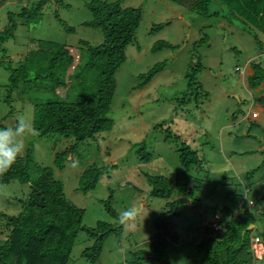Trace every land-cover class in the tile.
Here are the masks:
<instances>
[{
	"label": "rangeland",
	"instance_id": "1",
	"mask_svg": "<svg viewBox=\"0 0 264 264\" xmlns=\"http://www.w3.org/2000/svg\"><path fill=\"white\" fill-rule=\"evenodd\" d=\"M92 1L62 0L57 4L52 0L32 20H23L18 14L24 7L34 8L39 0H6L2 4L0 31L10 23V12L15 14L17 28L14 36L4 43L6 51H0V128L14 125L17 117H23L33 129V100L74 101L82 89L96 93L99 70L84 68L90 51L88 46L81 44L85 41L97 46L104 40L101 28L87 24L93 19L89 6ZM104 1L141 7L143 11L136 39L127 47V59L116 73L117 91L109 111L114 119L113 128L78 144L70 152L64 169L55 167V155L73 145L76 142L73 137L57 133L39 136L34 129L33 134L21 137L23 153L34 143L36 161L53 167L55 177L64 182L67 197L85 209V225L96 227L104 220L121 230L107 238L95 263L81 255L82 250L93 243L88 234L81 231L68 264L191 263L204 257L205 248L213 246L209 241L204 249L197 245L208 236V229L215 231L209 223L212 215L219 212L226 223L242 203L254 216L251 236H258L264 246V170H259L254 178L245 176L248 171L253 173L258 156L253 158V143L242 139L256 136L258 124L245 121L247 134H242L238 126V122H242L243 109L246 112L249 109V103L244 106L243 101L251 99L244 82V69L248 60L264 65V33L256 31L257 39L242 19L228 15L230 9L219 0H212L211 15L198 14L172 0ZM216 11L218 14H214ZM158 24L163 28L153 29ZM204 36L208 38L201 42ZM159 40L177 47L153 51V45ZM36 41H53L79 51L80 59L72 70L73 83L70 89H59L51 87L52 83L47 84L44 79L32 80L21 85V91H13L12 110L5 101L10 83L9 67H17L31 48L37 47ZM42 47L47 50L46 45ZM162 61H166V67L143 88H138L143 81L141 74ZM70 62L66 59L64 64ZM198 63L201 69L197 81L201 87L187 92L192 98L182 102L188 90L187 73ZM141 143L146 145L145 149H140ZM182 143L201 157V162L194 163L191 168L193 198L200 199L203 204L224 202L207 208L205 218L200 208L195 209L190 201L183 202L179 206L181 214L170 216L178 239L173 241L164 236L168 241L165 249L158 248L163 256L157 259V252L150 251V244L163 234L155 222L161 213L170 209V200L151 195L148 176L174 177L182 171ZM143 153L147 154V159L142 158ZM263 161L264 155L260 163ZM93 164L114 167L110 173L102 175L95 189L78 190L82 172ZM0 186V211L17 215L30 193L29 183L13 180ZM111 194L117 214L129 206H143V212L133 225L123 228L118 216L107 210L105 200ZM181 196L190 198L188 193ZM181 196L175 194L173 197ZM253 199L258 201L255 206L250 204ZM8 228L7 220L0 218V244L6 240ZM140 249L150 252L137 254ZM151 257L154 262L147 259ZM253 264H264V255H253Z\"/></svg>",
	"mask_w": 264,
	"mask_h": 264
},
{
	"label": "trees",
	"instance_id": "2",
	"mask_svg": "<svg viewBox=\"0 0 264 264\" xmlns=\"http://www.w3.org/2000/svg\"><path fill=\"white\" fill-rule=\"evenodd\" d=\"M6 0H0V7ZM52 0H39L37 5L30 9H24L18 14L23 20L36 19L39 13ZM61 4L62 0H54ZM191 11L201 15H211L209 7L212 0H172ZM230 10L228 15L239 17L247 25L250 33L258 39L256 31L264 33V0H219ZM93 19L88 25L101 28L104 40L97 46L81 41L88 46L90 58L84 68H98V88L92 94L82 89L77 94V100L60 101L56 99L33 100L34 118L33 129L39 136L57 133L66 137H73L75 143L55 155V167L64 169L70 152L83 141L93 139L97 134L113 128L114 119L109 115L111 105L117 91L116 73L127 59V47L136 39V33L142 21V8L123 6L120 2H108L93 0L89 4ZM218 14V12H214ZM10 23L0 31V51L6 40L14 36L17 24L14 22L15 14L9 13ZM252 25V26H251ZM158 24L153 29H162ZM207 36L201 38V42L207 40ZM37 47L31 50L19 61L17 67H9L10 83L7 88L5 101L12 109L13 91L20 86L27 85L32 80H46L51 82V87L71 88L72 70L80 59L79 51L70 45H58L53 41H36ZM47 46V50L42 47ZM176 48L177 46L165 40L157 41L152 49L159 51L164 48ZM70 59L69 64H64ZM166 61L155 64L147 73L141 74L143 81L137 86L143 88L153 77L166 67ZM254 74L249 77L250 86L255 87L264 80L263 63L253 62ZM201 63L196 67L191 66L187 73L188 90L185 91L182 102L192 97L187 92L200 88L197 81ZM80 75V74H78ZM77 77V75H74ZM26 89V87H25ZM197 90V89H196ZM21 91V89H20ZM183 97V96H182ZM264 104V97L260 98ZM13 110V109H12ZM140 149L146 145L141 143ZM34 143L27 147L26 151L18 157L11 169L0 176V184L19 180L29 183L31 190L28 197L22 202V209L17 215H7L0 211V218L7 220L8 234L3 244H0V264H68L75 241L81 231H85L93 240L90 246L82 250V256L91 262H97L103 252L104 244L111 234H119L120 229L104 220H100L96 227L84 224L85 209L72 200L65 192V185L61 179L55 177L53 167L45 166L36 161L33 151ZM77 150V149H76ZM142 158L147 159L143 153ZM181 163L184 166L174 177L165 175H149L148 181L152 186L151 195L168 199L170 209L161 213L156 219L155 226L163 231L150 244V251L157 252V259L163 255L158 248L165 249L167 239H178L176 226L170 220V216H179V206L183 202H191L195 209L202 207L203 202L195 199L190 190L193 181L191 168L194 163H200L201 157L197 151L182 143L180 148ZM110 166L93 164L85 169L80 177L78 190L88 192L95 189L105 173L113 169ZM254 172V171H253ZM112 193V192H111ZM188 193L190 198L181 196ZM181 197L174 199V195ZM264 197V196H263ZM171 199H173L171 201ZM113 197L105 200L107 210L115 217L118 216L112 205ZM255 204L256 200H252ZM261 198L259 199V203ZM244 203L227 220L226 231L215 232L208 229V236L198 243L199 249H204L207 241L213 246L205 248V255L188 264H253V252L251 246V230L247 228L254 222L251 210L243 207ZM207 211V209H206ZM163 236V237H162ZM148 249H140L137 254L143 255L150 252ZM154 262V258H147Z\"/></svg>",
	"mask_w": 264,
	"mask_h": 264
},
{
	"label": "clouds",
	"instance_id": "3",
	"mask_svg": "<svg viewBox=\"0 0 264 264\" xmlns=\"http://www.w3.org/2000/svg\"><path fill=\"white\" fill-rule=\"evenodd\" d=\"M33 134V129L23 117H17L14 125L0 128V176L7 173L22 155L24 144L21 137ZM2 187V186H0ZM143 212V206H129L118 211V223L123 228L133 225ZM262 244V243H261ZM262 244V248H263ZM264 255V254H263Z\"/></svg>",
	"mask_w": 264,
	"mask_h": 264
},
{
	"label": "crops",
	"instance_id": "4",
	"mask_svg": "<svg viewBox=\"0 0 264 264\" xmlns=\"http://www.w3.org/2000/svg\"><path fill=\"white\" fill-rule=\"evenodd\" d=\"M252 63H253L252 60L251 61L248 60L245 66V69H244V73H243L245 86L247 87V89L249 90V93L251 94L250 102H248L247 100H244L243 105L245 106L247 103H249V109L246 112L242 108L243 117L240 120L242 122H238V126L241 128L242 134H247L248 126L245 124V121H249V122L252 121L253 124H258L256 126V132H257L256 136L250 135L251 137L242 138V139H248L249 141L253 143V148H252L253 149L252 152L254 155L253 158L255 156H258L255 159L256 161L255 164H253V171L255 173L254 172L251 173L252 171H248L245 174L246 177L253 176L254 178V176L256 175V173H258L259 170L260 171L262 169L264 170V168H262L264 167V161L260 163V159L264 155V104L258 101L260 98L264 97V80H262L261 83L255 87L250 86L249 77L252 74H254ZM253 205L255 206V203ZM258 247L261 248L260 251H262V246H258Z\"/></svg>",
	"mask_w": 264,
	"mask_h": 264
},
{
	"label": "built area",
	"instance_id": "5",
	"mask_svg": "<svg viewBox=\"0 0 264 264\" xmlns=\"http://www.w3.org/2000/svg\"><path fill=\"white\" fill-rule=\"evenodd\" d=\"M250 204L253 205L254 202L251 200ZM209 223L216 232L226 231L227 222L223 223L222 215L219 212H215L212 215V218L209 220ZM259 245L262 246L260 238L258 236L256 237L252 236L250 249L256 257H261L264 254V247L262 248V251L260 252L258 249Z\"/></svg>",
	"mask_w": 264,
	"mask_h": 264
},
{
	"label": "water",
	"instance_id": "6",
	"mask_svg": "<svg viewBox=\"0 0 264 264\" xmlns=\"http://www.w3.org/2000/svg\"><path fill=\"white\" fill-rule=\"evenodd\" d=\"M223 201L219 202V201H216V202H209V203H204L203 206L200 208V212L203 214L204 218H205V213H206V209L209 208V207H213V206H216V205H223ZM254 228V224H252L251 226H249L247 228V230H251Z\"/></svg>",
	"mask_w": 264,
	"mask_h": 264
},
{
	"label": "bare ground",
	"instance_id": "7",
	"mask_svg": "<svg viewBox=\"0 0 264 264\" xmlns=\"http://www.w3.org/2000/svg\"><path fill=\"white\" fill-rule=\"evenodd\" d=\"M253 206H254V205H253ZM259 246H260V245H259ZM258 249H259V251H260L261 248L258 247ZM260 252H261V251H260Z\"/></svg>",
	"mask_w": 264,
	"mask_h": 264
}]
</instances>
